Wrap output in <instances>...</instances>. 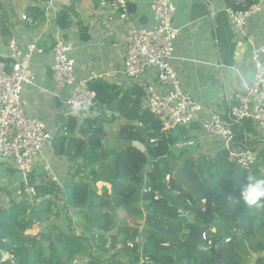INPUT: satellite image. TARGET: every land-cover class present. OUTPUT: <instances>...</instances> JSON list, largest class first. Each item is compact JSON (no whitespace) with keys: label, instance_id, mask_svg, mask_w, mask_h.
<instances>
[{"label":"trees","instance_id":"1","mask_svg":"<svg viewBox=\"0 0 264 264\" xmlns=\"http://www.w3.org/2000/svg\"><path fill=\"white\" fill-rule=\"evenodd\" d=\"M244 1L226 0V5L240 10L257 0ZM28 14L36 19L44 13L29 7ZM56 20L63 30L72 26L71 16L64 9L57 12ZM90 88L97 92L100 105L97 116L86 118L80 125L86 137H63L54 142L58 155L83 159L86 166H80L78 178L64 187L51 184L39 203H14L0 209V263L74 264L78 257H87L86 264H206L188 246L200 228L210 224L205 233L213 245L204 251L210 262L218 242L223 241L220 257L224 264H263L264 204L249 206L240 199V192L247 176L264 178V132L260 138L251 120L235 124L234 145L253 149L259 157L251 169H243L227 159L226 149H220L215 157L198 155L194 147L199 142L194 133L197 124L192 132L181 127L160 138L161 124L142 110L143 91L136 85L121 90L97 79L90 82ZM103 104L119 112L123 120L111 135L103 122L116 117L105 112ZM66 125L73 131L78 120L72 116ZM250 135L258 137L252 139ZM154 138L156 141L151 142ZM110 140L124 146L110 150ZM181 142L185 147L177 146ZM188 142L193 145L187 146ZM173 148L179 149L177 156ZM168 157H178L179 162L171 164ZM100 181L110 183L111 192L104 186L99 193ZM60 195L63 205L54 210L55 198ZM89 197V212L73 214L72 210L85 206ZM178 209L187 211V216L180 217ZM119 210L144 222L120 226L116 234L107 236L116 228ZM37 222L42 225L40 233L26 234ZM140 237L143 243L138 241ZM2 250L12 254L15 262L1 261Z\"/></svg>","mask_w":264,"mask_h":264},{"label":"crops","instance_id":"2","mask_svg":"<svg viewBox=\"0 0 264 264\" xmlns=\"http://www.w3.org/2000/svg\"><path fill=\"white\" fill-rule=\"evenodd\" d=\"M110 1L0 0V60L9 59L8 40L11 38H15L21 47L30 42L38 44L39 51L32 58L36 85H25L23 96L27 101V113L44 119L49 131L55 135L53 143L47 145L38 157L34 172L27 180L14 160L0 159V209L10 208L14 203H39L46 197L51 184L64 187L78 178V168L85 165L83 159L72 160L66 154L58 155L54 149V142L59 138L86 137L80 128L86 118L82 120L76 114L67 112L64 105L74 88L67 86L58 90L52 77V48L58 37L73 42L70 57L75 60L78 77L110 71L112 78L104 79L108 83L121 90L134 86L124 73L126 36L132 28V21H121L119 18L109 21L110 15L114 14ZM132 1L138 4L137 14L133 17L139 19L145 15L140 25L153 28L156 24L151 7L153 0ZM172 1L176 5L173 23L180 29L174 44L172 65L178 72L180 86L206 107L227 112L237 101V95L244 93L246 86L254 80V50L264 47V8L248 21L245 33L237 34L229 23L226 0ZM48 5L50 8L47 10ZM29 7L39 8L43 16L34 19L28 14ZM61 9L66 10L72 19V26L66 30L61 29L56 20ZM23 14L31 16L34 23L23 20ZM156 76V69L150 68L144 80L154 85L159 93H167L169 87L158 84ZM43 88L54 91V94L43 93ZM72 116L78 120V126L73 131L68 129V134H62ZM96 116L97 113L94 118ZM120 118L121 115L114 121L109 118L111 123L103 122L108 135L116 132L118 121L123 122ZM169 134L164 130L159 137H168ZM250 137L255 139L258 136ZM199 138L200 146L207 150L206 154L224 149L220 140L214 141L206 135ZM135 143L136 146H143ZM100 184L111 191L110 183L100 181ZM261 257L264 264V251Z\"/></svg>","mask_w":264,"mask_h":264},{"label":"built area","instance_id":"3","mask_svg":"<svg viewBox=\"0 0 264 264\" xmlns=\"http://www.w3.org/2000/svg\"><path fill=\"white\" fill-rule=\"evenodd\" d=\"M132 2L111 0L109 6L114 8V14L110 15L109 21L116 18L121 21H132V28L126 36L124 73L143 91L142 110L158 120L161 124V133L166 130L172 134L174 129L181 127H186L192 132L193 125L197 124L198 128L194 133L198 137L206 135L214 141L220 140L224 143L227 159L231 163L243 169H251L259 157L253 149L234 145L235 124L251 120L258 132H264V47L254 50V80L246 86L245 92L237 95V101L227 112L210 109L181 88L178 72L172 65L174 44L180 32L173 23L175 3L172 0H153L151 7L156 24L153 28H145L129 11ZM239 3L245 1L240 0ZM49 8L50 5L46 6L47 10ZM263 8L264 0H257L240 10L227 7L231 28L237 34L245 33L248 21ZM22 19L34 23L27 14H23ZM8 48L9 59L0 60V159L14 160L27 180L34 172L38 157L47 145L53 143L55 135L49 131L44 119L27 113V101L23 96L25 85H36L32 58L33 54L39 51L38 44L30 42L26 47H21L15 38H11L8 40ZM73 48L74 44L69 39L62 36L56 39L52 48V77L58 90L67 86L74 88L72 95L64 102L67 112L76 114L82 120L94 118L100 103L97 92L90 88V82L97 79L109 80L106 78H112V73L102 71L88 77H78L75 72V60L70 57ZM150 68L156 69L158 84L169 87L167 93H159L154 85L144 80V75ZM42 92L54 94V91L48 88H43ZM82 109L85 111L81 113ZM102 109L115 117H120L119 112L109 109L105 104L102 105ZM121 123L118 121L117 126L119 127ZM134 125L139 123L134 122ZM62 134H68V127L64 128ZM154 141L156 138L151 139V142ZM183 145H185L183 142L177 144ZM178 213L180 217L187 216L184 209H178ZM35 225L40 223L37 222ZM203 239L208 240L206 233H203ZM138 241L143 243L141 237ZM129 245L133 247L134 243L129 241ZM212 245V241L208 240L207 245L203 244L199 249L203 252L208 251ZM11 260L15 262L14 256ZM145 261L149 262V259L145 258Z\"/></svg>","mask_w":264,"mask_h":264},{"label":"rangeland","instance_id":"4","mask_svg":"<svg viewBox=\"0 0 264 264\" xmlns=\"http://www.w3.org/2000/svg\"><path fill=\"white\" fill-rule=\"evenodd\" d=\"M198 139H199V142L201 143L200 138H198ZM204 139H205V137H204ZM199 142L196 143V144H198V146H194V147H197V149H196L197 150V154L198 155L205 154V151H207V150H205V147L200 146V143ZM108 145H109L110 150H112L114 147L121 148V147L124 146L123 143H119V142L114 141V140L109 141V144ZM135 145H136V143H135ZM192 145L193 144H188L187 146H192ZM216 146L217 147H220L222 145H219V146L216 145ZM183 147H185V146H183ZM194 147H192V148H194ZM217 147H216L215 150H217ZM178 151H179V149H176V148L174 149L173 148V151L172 152L176 153L175 155L177 156L178 153H179ZM215 154L216 153H214V152H207L206 155H209L210 157H215L216 156ZM167 160L171 164H174V165L179 162L178 157H177V159H172V160H171L170 157H168ZM261 168L264 171V164L262 165ZM97 187L99 189V193H101L103 187H101V185H97ZM109 192H111V191L109 190ZM62 199H63V196L62 195H60L57 198H55L56 204H53V206H52L54 210H56L58 208L57 205H63V202H62L63 200ZM128 217L129 216L124 211L119 210L118 211V222H117L116 228L113 229L111 232L107 233L106 235L109 236L110 234H116L117 233V228L120 227V226H123V225H126V224H130V225L142 224L144 222L143 220H139V219H136V218H133V217H130V218H128ZM41 228H42V225L41 224L40 225H35L32 229L27 230L25 233L26 234H29V235H37L38 233H40ZM75 228H76L77 233H80V231H81L80 227L79 226H76ZM213 230L215 231V229H213ZM93 249H95V248H92V250ZM93 252H94V250H93ZM111 253L112 252H109L107 255L109 256ZM2 254H3V256H2V260L1 261H4L6 259H12V256H13L12 254L7 253V252H5L3 250H2ZM87 260H88L87 257H85L84 259H80V257H78L75 260V263L74 264H86V261Z\"/></svg>","mask_w":264,"mask_h":264},{"label":"water","instance_id":"5","mask_svg":"<svg viewBox=\"0 0 264 264\" xmlns=\"http://www.w3.org/2000/svg\"><path fill=\"white\" fill-rule=\"evenodd\" d=\"M137 8H138V4L132 3V4L129 5V11L132 14H134V15L137 14ZM144 17H146V16L145 15H141L139 17V22L140 23H143V18ZM175 131H177V128L173 130V132H175ZM90 202H91V199L89 197L88 200H87V203L85 204V206H83L81 208L73 209L72 213L75 214V213L83 212V211L84 212H89ZM213 218H214V215H212L211 222H212ZM209 228H210V224L205 226V227H201L200 230H199L198 236L192 239L191 245L188 246V248L192 252L199 254L204 259V262L206 264H223V260L220 257V246L222 245L223 241L218 242L217 248H216V251H215V258H214V260L212 262H210L208 257H207V255L198 248V244L204 241L203 233H205Z\"/></svg>","mask_w":264,"mask_h":264},{"label":"clouds","instance_id":"6","mask_svg":"<svg viewBox=\"0 0 264 264\" xmlns=\"http://www.w3.org/2000/svg\"><path fill=\"white\" fill-rule=\"evenodd\" d=\"M246 179L240 192L242 202L249 206L264 204V178L247 176Z\"/></svg>","mask_w":264,"mask_h":264}]
</instances>
